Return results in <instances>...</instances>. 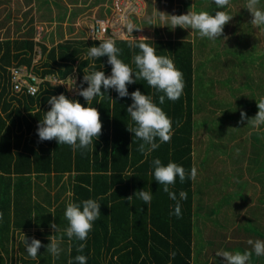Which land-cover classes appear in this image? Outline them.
<instances>
[{
  "label": "trees",
  "instance_id": "16d2710c",
  "mask_svg": "<svg viewBox=\"0 0 264 264\" xmlns=\"http://www.w3.org/2000/svg\"><path fill=\"white\" fill-rule=\"evenodd\" d=\"M246 4L247 0H230L229 6L218 8L212 2L204 10L210 15L224 11L233 16L224 26L222 36L213 42L229 41L234 37L247 40L256 38L244 46V50L249 49L246 65L244 63L241 68L243 73H240V76H244V80L240 81L244 82L241 90L234 88L233 92L239 94L234 98L232 96L231 102L227 99L228 94H224L218 86L220 81L208 75L204 74L201 78L200 74L196 89L193 40L158 38L145 41L156 49V55L168 56L173 60L175 67L183 73L185 83L180 99L171 101L166 97L163 104L159 103V95L163 93H157L146 81L139 80L127 85L129 94L139 89L142 94L151 96L153 102L172 120L171 142L160 144L146 158L137 150L143 141L127 129V125L135 126L127 113V108L133 103L130 95L120 98L114 89H109L89 105L78 95L84 74L98 70L103 71L105 76L111 75L107 56L96 60L88 58L90 47L99 46L100 42L109 38L88 40L80 31L76 38L65 39L50 47L36 41L34 34L25 27L32 21L33 14H30V18H27V22H30L22 23L24 34L0 39V212L3 213L0 220V264H69V261L78 264L75 261L77 255L86 256L87 264H210V250H215L222 242H213L210 238L212 247L209 245L207 253L202 252L205 248L200 244L197 248L201 253L197 258L203 255L206 259L202 261L198 258L200 261L196 262L193 240L203 219L207 218V215L199 212L214 207V199L209 193L206 194L210 196L209 200L199 198L200 190L194 188L195 181L186 179L181 183L177 176L175 185L170 186V191L176 193L181 204L182 215L177 218L171 214L176 201L171 200L163 191V186L154 179L152 165V161L159 158L162 165L174 162L190 174L195 129H207L212 133L214 136L208 137L211 144L212 140L218 138L219 144L214 143V147L209 145L214 149L215 156L223 153L231 163H241L235 182L234 177H226L219 183L228 192V203L234 199L231 195L233 190L244 193V187L251 185L252 195L259 192L257 200L245 199L244 205L248 201L255 202L250 207L252 219L234 229L232 238L238 241L232 252H251L248 264H264V256H256L253 245L248 243L249 240L264 241V131L255 130L250 123L243 126L240 122L242 111L250 120L259 110L257 102L264 92V79L256 80L255 75L257 70L264 72V46L259 45L262 36L257 30L260 27L251 24L252 15L246 9ZM237 5L240 7L236 8ZM258 7L264 10V0H259ZM246 18L248 24L245 23ZM234 22L230 35L229 28ZM240 22L243 23L239 25ZM186 35L187 32L182 31V36ZM202 39L201 46L206 47L209 39ZM113 40L121 50L118 58L134 72L137 71L133 56L139 54V49H130L128 40ZM19 67L28 68L43 80L48 77L63 82L76 80L73 86L77 88V94L71 96L65 86H55L50 81H44L36 95L14 93L10 69ZM82 87L87 88V82H83ZM101 91L104 92V89ZM60 94L99 111L102 133L98 139L94 138V148L73 151L67 144L59 145L55 139L39 140L38 124L51 108L48 100ZM214 108L218 112L220 110L221 116H216ZM206 109L210 111L205 113ZM198 115L201 116L198 118ZM233 120L236 125L230 123ZM236 183L242 185L236 188ZM140 190L152 193L150 204H144L135 196ZM181 191L187 193L186 200L180 199ZM218 193H223V189L215 187L214 197ZM130 196L132 199L128 201ZM87 199L100 203L101 215L93 222L86 241L69 240L63 234L69 226L64 215L66 206L69 202L77 203L82 211V201ZM50 223L57 224L60 231L55 233ZM215 226L218 227L217 224ZM23 234L29 243L32 238L41 241L43 246L38 250L36 259L28 255ZM52 235L57 239L63 235L58 258L47 251ZM80 243L86 244L82 252L77 251ZM223 247L222 244L221 249ZM172 252L176 253L174 259L170 255ZM214 260L216 264H223L224 258L214 256Z\"/></svg>",
  "mask_w": 264,
  "mask_h": 264
},
{
  "label": "clouds",
  "instance_id": "9594fccd",
  "mask_svg": "<svg viewBox=\"0 0 264 264\" xmlns=\"http://www.w3.org/2000/svg\"><path fill=\"white\" fill-rule=\"evenodd\" d=\"M218 8H224L230 5V0H213ZM259 0H247L246 9L251 13V24L257 28L264 26V10L259 7ZM172 28L179 26L182 29H191L198 32L201 38L216 40L222 36L224 26L228 24L233 16L228 15L224 11H217L215 15H210L207 12L188 11L187 14L169 15ZM134 30H140L137 25L129 21L126 25V31L131 38L127 41L130 49H139V54L133 56V63L136 65L137 71L133 69L121 59L118 58L120 49L116 47V42L109 38L99 43V46L89 48L88 58L96 60L107 56V63L111 65V75L105 76L103 71L93 70L83 76L81 90L78 95L82 96L89 104L94 98L103 96L109 89H114L120 98L131 96L133 103L127 108V113L130 114L131 120L135 126L127 125L128 131L134 133L135 137L143 142L139 144L138 151L145 156L150 155L153 151L160 147L162 143H170L173 135L172 120L165 114L161 107L157 106L151 96L144 95L139 89L128 92L127 85L136 83L139 80H144L147 84L155 89L159 95V103L163 104L165 98L176 101L183 95L185 87L183 73L175 67V64L168 56L156 55V49L145 42L144 39L134 38L132 33ZM135 74V79H133ZM83 82H87L88 87L83 88ZM104 89V92L101 89ZM48 103L51 105L49 111L45 113L43 121L40 120L37 128L39 140L51 141L55 139L59 145L67 144L73 151L77 149L85 150L94 148L95 140L102 133V122L100 113L95 107H84L78 101H72L60 94L52 96ZM258 112L254 118H247L245 112H241V123L248 120L253 127H259L264 124V98L258 102ZM159 140V143L157 142ZM154 167V179L163 186V191L168 194L169 198L176 201L174 212L171 213L177 218H180L181 204L177 200L176 193L170 191V186H174L177 176L181 183L186 179L195 180L197 169L193 167L190 174L186 173L184 167L169 162L167 166L162 165L161 160L156 158L152 161ZM131 176V175H130ZM135 196L142 200L144 204H150L152 201V193L145 190H140L135 193ZM181 200L187 199V193L181 191L179 193ZM102 199V198H101ZM132 197L127 200L131 201ZM110 207V206H109ZM65 218L69 222V226L64 229L63 234L72 240L86 241L89 232L93 228V222L99 219L100 203L95 199H87L82 201L81 205L69 202L64 213ZM3 219V213L0 212V220ZM50 228L55 230V233L60 229L57 224L50 223ZM60 239L55 235L49 237L50 243L47 245V251L54 257L58 258L61 252ZM23 242L26 251L32 259L38 256V250L43 246L41 241L35 238L29 239L23 234ZM248 243L253 245L256 256H264V241L249 240ZM86 244L80 243L77 251L82 252ZM171 258H175L176 253L172 252ZM252 253L239 251L233 253L230 251H218L217 257H223V264H248ZM75 261L78 264H87V257L77 255ZM72 264V261H69Z\"/></svg>",
  "mask_w": 264,
  "mask_h": 264
},
{
  "label": "rangeland",
  "instance_id": "374dc122",
  "mask_svg": "<svg viewBox=\"0 0 264 264\" xmlns=\"http://www.w3.org/2000/svg\"><path fill=\"white\" fill-rule=\"evenodd\" d=\"M128 1H130L129 3L134 6L136 14L129 16L128 20L122 16L121 21H119L120 17L117 13H115L113 0H0V39L8 37L14 38L19 34H24L25 31L22 29V23L25 21L27 22V18H30V14H33L32 21L25 27L34 34V39L36 41L42 42L50 47L63 42L65 39L76 38L80 31H82L84 34H87L88 27L91 25L94 19L98 18L109 19L114 22V28L117 30V33L113 36L114 38L129 40L131 36L126 31V25L129 21H131L135 23L138 28H140V30L133 31L132 35L134 38L140 37L139 39H144L143 37H147L150 40L163 38L165 40L172 39L173 41L178 39L193 40L194 67L196 71L195 80H197L195 84L199 82L200 74L201 78L205 74L208 75V77H213V80L220 81L218 86L221 87V90L224 92V94H228L227 99L229 102H231L232 96L234 98V95L237 96L239 94L237 92L234 93L233 90L234 88L241 90V86L244 82L240 81L244 80V76H240V73H243L241 68L246 62V57L249 50H244V46L246 47L249 41L254 42L253 39L256 38H250L247 40L243 39L242 37H234L229 39V36H227L229 41H227V39H224L223 41L218 40L216 42L209 40V42L205 43L206 47H202L201 42L203 39L199 36L198 32L191 29H182L179 26L173 29L170 24L169 15L187 14L188 11H195L197 13L201 11L204 12L208 4L212 3L213 0H210L209 3L208 0ZM237 7L240 6L237 5L236 8ZM116 20L119 23L116 22ZM29 22L30 21L27 23ZM242 23L243 22H240L239 25ZM245 23H249L247 18ZM234 26L235 22L233 23V26L229 28L230 35L232 34V29ZM182 31H186L187 35L182 36ZM257 31L259 32L260 36H262L259 38V45L264 46V27L261 26ZM37 52V60H39V48L37 49ZM257 71L258 72H256L255 75L256 80L264 79V72L262 70ZM47 79L54 80L52 77H48ZM72 81L73 80L66 81L65 87L70 90V95L74 96L77 94V91L73 89ZM256 83L259 85V82ZM259 98H264V92H262ZM230 123L235 124L236 122L233 120ZM243 126H248V120L243 122ZM255 130L263 132L264 125L263 127H255ZM238 164L239 165H236V171L235 168L229 169V173L232 174L227 173V170L230 166L228 167L226 165L223 167V169H221V171H218L219 169L216 168V180L218 179L221 181L226 177L229 179L234 177L235 182L237 178L236 175H239L238 169H240L241 166V163ZM235 185L236 188H239L242 184L236 183ZM250 186L251 185L244 187V193H242L241 190H238V192L233 190L231 192L233 198L236 199L233 200L235 202L232 201L229 203V205H231L230 208L232 212H234L232 215L233 218L238 219V222L236 221L234 227H236L239 223L242 224V220H244V223H246V218H243L244 215L242 212L243 208L249 207L251 205L250 203L243 207L245 204V199H247L246 194H250L252 191H250ZM218 188H222L223 193L215 194V197L213 198V205L217 210H219L221 206L227 205L229 200L227 197L228 192H226L223 185H218ZM253 190H255L254 187ZM250 198H252L251 194ZM218 228H220V224H218ZM234 242L236 241L234 240Z\"/></svg>",
  "mask_w": 264,
  "mask_h": 264
},
{
  "label": "crops",
  "instance_id": "0c3cea01",
  "mask_svg": "<svg viewBox=\"0 0 264 264\" xmlns=\"http://www.w3.org/2000/svg\"><path fill=\"white\" fill-rule=\"evenodd\" d=\"M197 85V84H196ZM196 89L198 88V85L196 86ZM199 96V95H198ZM212 108V107H211ZM213 109V108H212ZM214 110H217L214 108ZM209 109L205 110L206 112H209ZM200 114V112L198 113ZM216 116H221V114L219 112L215 113ZM201 116V115H200ZM198 115V118L200 117ZM213 134L210 133L209 131H207V129H200V130H196L195 129V134H194V138H193V167H195L197 169V176L195 178V183H194V188L200 190L199 191V198H205L206 201L209 200L208 198L210 196L205 194H211L212 199L214 198V188L218 187L219 183H221L218 179L216 180V168H218V171H221V169H223V167H225L226 165L229 167L227 172L228 174H232L229 173V169H236V164L231 163L229 160H227V157L223 154V153H219V155L215 156L213 154L214 149L211 148V146L216 143L219 144V140L216 137L214 140H212V144L211 141H209L210 136H212ZM214 136V135H213ZM211 139V138H210ZM211 144V146L209 147V145ZM215 146V145H214ZM212 146V147H214ZM222 167V168H221ZM214 169V170H213ZM68 177V176H66ZM250 180V178H248ZM55 180H53L54 182ZM222 181V180H221ZM53 186V184H52ZM202 191V193H201ZM205 194H204V193ZM250 194L251 197L250 198ZM247 193V199L251 200H257L259 197V192L256 193V195H252V193ZM213 195V196H212ZM254 196V197H253ZM235 200V198L233 199ZM235 202V201H233ZM251 203V201H250ZM248 201V204H250ZM255 203V202H254ZM249 207L243 208V212L242 214L244 215V219L246 218V223L248 221H250L251 218V214H250V207L252 206V204ZM231 205H229V203L225 206H221L219 210H217L216 208H209L208 211H206V209L204 210V212L200 211V214L203 215H207V218H201L203 219L204 222H202V224L199 226L198 229V234L194 236V240H193V247H194V252H193V256L195 257L194 260L197 262L199 259L200 260H204L205 261V257H203V255H201V257L197 258L198 253L200 252V249H198L197 247H200L201 245H204V251L202 252H206V250H209L208 247L209 245L211 246V241L213 242H222L223 244V248L221 249L222 244H220V246H216L217 248L211 249V256H210V260L209 263L210 264H216L214 263V256H216V252L218 251H226L228 248L230 250V252H232L233 250V246L237 243V239H235L236 242H234V238H232V234L235 228H237V226H240V223L237 224L236 227H234L236 221L238 222V219L233 218V213L231 210ZM245 207V205L243 206ZM213 210H215V212H213ZM217 210V211H216ZM242 225H244V220H242ZM215 224H220V228L216 227ZM208 228V229H207ZM202 229V230H201ZM208 232H207V231ZM210 230V231H209ZM220 231L222 233L225 234V236L222 237V235L224 234H219L217 233V231ZM221 235V237H220ZM226 237V240H225ZM210 238H212V240L210 241ZM233 243V244H232ZM212 247V246H211ZM210 248V247H209ZM201 253V252H200ZM223 260V257H221ZM197 259V260H196ZM199 260V261H200ZM216 262V261H215ZM205 263V262H204Z\"/></svg>",
  "mask_w": 264,
  "mask_h": 264
},
{
  "label": "built area",
  "instance_id": "2783aa9c",
  "mask_svg": "<svg viewBox=\"0 0 264 264\" xmlns=\"http://www.w3.org/2000/svg\"><path fill=\"white\" fill-rule=\"evenodd\" d=\"M113 2L115 6V13H117L120 17L119 21H121L122 16L128 20L129 16L136 14L134 6L129 3L130 1L113 0ZM116 22L118 21L116 20ZM116 33L117 30L114 28V22L112 20L98 18L93 20L91 25L88 27L87 34L85 35L88 40H101L106 38L116 39L113 37ZM10 80L11 89L14 93L26 92L29 95H36L40 91L41 84L44 81H50V83L55 86H65V82L57 80L56 78H54V80L40 79L26 67L10 69ZM72 83H76V80H73ZM73 89L77 91L75 86H73Z\"/></svg>",
  "mask_w": 264,
  "mask_h": 264
}]
</instances>
